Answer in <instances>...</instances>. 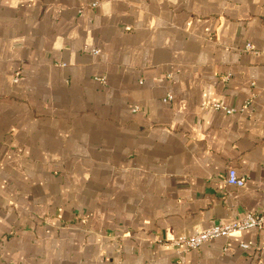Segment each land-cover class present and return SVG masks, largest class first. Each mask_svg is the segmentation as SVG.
Returning <instances> with one entry per match:
<instances>
[{"label": "crops", "instance_id": "obj_1", "mask_svg": "<svg viewBox=\"0 0 264 264\" xmlns=\"http://www.w3.org/2000/svg\"><path fill=\"white\" fill-rule=\"evenodd\" d=\"M263 196L264 0H0V264H264L173 244Z\"/></svg>", "mask_w": 264, "mask_h": 264}, {"label": "built area", "instance_id": "obj_2", "mask_svg": "<svg viewBox=\"0 0 264 264\" xmlns=\"http://www.w3.org/2000/svg\"><path fill=\"white\" fill-rule=\"evenodd\" d=\"M246 48L247 50H253L252 43H248ZM171 99H173V96L169 95L164 100L168 101ZM213 107L217 109H223L228 113H232L234 111L233 108L224 106L221 103H213ZM138 108V106H135L133 111H137ZM227 181L229 184L238 187L244 186L245 184V178L241 177L235 169H231L229 171ZM248 229L264 230V206L262 212L260 213L247 212L243 217L234 222L215 224L209 229L197 232L193 235L181 236L175 239L173 244L179 248L195 249L217 237L228 236L236 231H245ZM241 246L245 249L250 247L247 243H242Z\"/></svg>", "mask_w": 264, "mask_h": 264}]
</instances>
